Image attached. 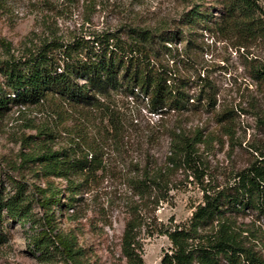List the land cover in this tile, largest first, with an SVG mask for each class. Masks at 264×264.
<instances>
[{"label": "rangeland", "instance_id": "374dc122", "mask_svg": "<svg viewBox=\"0 0 264 264\" xmlns=\"http://www.w3.org/2000/svg\"><path fill=\"white\" fill-rule=\"evenodd\" d=\"M221 1L0 0V62L24 61L39 50L58 58L69 43L105 35L127 42L138 41L143 30L176 34L163 44L188 57L189 66L163 54L160 47L154 62L190 78L189 95L197 94L201 83L214 95L211 107H193L190 100L184 110L166 114H151L144 99L121 93L100 99L98 108L56 96L36 105H6L0 115L3 192L14 191L7 176L25 182L27 192L31 184L45 187L43 177L34 174L37 164L25 160L31 150L45 145L83 153L100 149L103 169L84 185L73 208L54 213L57 229L71 231L85 249L87 264H126L120 244L129 219L136 221L135 241L143 264H159L171 251L166 231L186 227L206 196L234 194L242 172L264 158V85L250 77L247 64L252 59L264 61V44L238 49L218 34L214 22ZM257 4L264 13V0ZM195 8L211 13L201 26L186 24V15ZM4 83L0 74L2 100L9 92ZM39 129L51 138H38ZM178 141L191 145L189 158L173 153ZM146 179L157 185L139 196L135 185ZM51 180L61 189L66 185L65 180ZM33 212L41 215L36 205ZM225 215L245 237L244 246L264 257V220L251 209H230ZM5 222L0 264H62L40 261L32 253L25 237L26 230L32 232L28 225Z\"/></svg>", "mask_w": 264, "mask_h": 264}, {"label": "trees", "instance_id": "16d2710c", "mask_svg": "<svg viewBox=\"0 0 264 264\" xmlns=\"http://www.w3.org/2000/svg\"><path fill=\"white\" fill-rule=\"evenodd\" d=\"M219 4L220 16L214 26L220 36L231 40L238 49H247L257 42L264 44V13L257 0H224ZM210 17L208 11L204 13L195 8L185 18L186 24L201 26ZM175 35L164 36L162 32L143 30L139 32L138 41L127 42L114 35H105L91 42L69 43L58 58L39 50L24 61L0 62V74L9 91L3 94L7 95L4 100L0 97V115L8 103L36 105L48 96L98 108L100 99L109 100L117 93L141 97L151 114L184 110L190 100L193 107L200 104L213 106L215 100L209 86L201 83L197 94L189 95L190 78L180 77L169 67L154 62L160 47L163 54L189 66L188 57L163 44L171 42ZM110 40L111 44L108 43ZM185 52L186 48L183 49ZM247 64L250 77L264 85V61L252 59ZM115 128L112 127L114 132ZM36 136L51 138L44 129H39ZM190 146L186 141H178L173 146V153L189 158ZM99 150L94 148L83 153L64 148L52 150L47 145L37 152L31 150L25 160L37 164L34 174L43 177L45 187L31 184V190L27 192L25 182L6 177L14 191L0 189V243L6 239L2 231L5 221L22 228L28 225L32 232L28 234L26 230V241L40 261L87 264L85 249L71 231L57 229L54 213L55 210L73 208L84 185L103 169ZM174 157L172 162L177 164ZM51 177L65 180V187H56ZM151 184L157 185L150 179L139 180L135 185L137 194L142 196ZM34 205L41 209L40 216L33 212ZM230 209H251L264 220V158L242 172L234 194L220 192L206 196L204 204L196 207L186 227L166 231L171 251L161 257L159 264H264V257L244 246L245 237L231 226L225 215ZM135 228L136 221L129 219L121 236L120 248L126 264H143L135 241Z\"/></svg>", "mask_w": 264, "mask_h": 264}]
</instances>
